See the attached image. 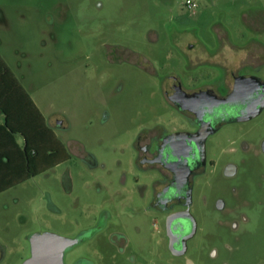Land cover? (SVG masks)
I'll return each mask as SVG.
<instances>
[{"label": "rangeland", "instance_id": "374dc122", "mask_svg": "<svg viewBox=\"0 0 264 264\" xmlns=\"http://www.w3.org/2000/svg\"><path fill=\"white\" fill-rule=\"evenodd\" d=\"M195 1L189 11L186 0H0V53L71 154L0 194V239L15 242L14 231L22 243L32 231L73 236L106 212L107 234H125L129 246L122 254L110 246L101 264H191L170 253L163 223L155 226L147 210L152 174L138 171L135 142L144 127L172 130L184 121L164 96L165 78L198 86L222 71L208 60L214 51H264V0ZM263 137L264 110L225 124L208 139L216 166L195 188L194 214L219 234L220 256L230 264L264 261V154L241 149L243 141L259 147ZM82 151L94 155L96 167ZM228 160L235 177L223 173ZM218 196L224 213L214 205ZM133 255L140 261L129 262ZM197 264L219 262L207 256Z\"/></svg>", "mask_w": 264, "mask_h": 264}, {"label": "flooded vegetation", "instance_id": "af4514ba", "mask_svg": "<svg viewBox=\"0 0 264 264\" xmlns=\"http://www.w3.org/2000/svg\"><path fill=\"white\" fill-rule=\"evenodd\" d=\"M188 48L192 56L197 55L193 53V43L190 42ZM225 53L223 50H216L211 54L216 55V59L209 57L208 60L220 65L222 71L218 77L206 76L209 79L207 83L198 86L191 84L187 87L176 75L165 78L164 96L169 106L184 121L172 130L162 124L144 127L135 142V164L138 171L152 174L147 210L154 213L155 226L160 228L161 222L163 223L170 253L174 256H188L191 264H197L198 260L207 256L217 260L219 264H230L220 256V248L215 241L219 234L202 227L194 214L195 188L205 186L201 183L202 176L217 163L208 156V139L225 124L252 120L264 110V75L259 74V70L264 66V51L250 50L244 57L237 54L228 57ZM198 57L204 60L202 53ZM243 67L250 68L251 72H240ZM256 111L258 114L254 115ZM61 128L64 126L61 125ZM259 144V147H254L256 145L243 141L241 149L249 153L255 148V155L264 154V137ZM80 154L82 160L91 168L97 166L94 155L85 151ZM237 170L233 160H228L223 165L225 177L237 176ZM139 180L135 178L137 183ZM214 205L221 208V213L228 209L219 196L214 199ZM183 213L185 215L169 221L173 215ZM106 216L105 212L93 226L84 228L73 236L32 231L24 238L26 242L22 243L21 234L11 232L15 242L6 243L0 239V264H101L106 256L104 251H108L110 246H116L121 254L126 252L129 246L125 234H107ZM223 222L227 224L228 221L221 220L220 223ZM169 226L174 235L175 249L181 250L185 245L184 253L178 255L171 251ZM237 228L236 224L230 227L232 230ZM47 234H52L55 238L49 241L37 240L38 235ZM101 234L103 236L99 239ZM61 237L68 239L69 243L61 244ZM100 240L102 242H99ZM108 242L109 245H106ZM222 243L229 245L226 241ZM115 258L113 254L111 259ZM128 260L139 262L140 257L133 255Z\"/></svg>", "mask_w": 264, "mask_h": 264}, {"label": "trees", "instance_id": "16d2710c", "mask_svg": "<svg viewBox=\"0 0 264 264\" xmlns=\"http://www.w3.org/2000/svg\"><path fill=\"white\" fill-rule=\"evenodd\" d=\"M0 194L69 160L71 154L0 53ZM23 136V145L16 140Z\"/></svg>", "mask_w": 264, "mask_h": 264}, {"label": "water", "instance_id": "95a60500", "mask_svg": "<svg viewBox=\"0 0 264 264\" xmlns=\"http://www.w3.org/2000/svg\"><path fill=\"white\" fill-rule=\"evenodd\" d=\"M256 114H258V111H256V112L254 113V115H256ZM59 123L61 124L62 122H59ZM180 215H185V213H183V214H175V215H173L172 217L169 218V221H170L172 218H174V217H178V216H180ZM168 234H169V236H170V245H169V247H170L171 251H172L174 254H178V255L184 253V252H185V245H184V247H183L181 250H177V249H175V247H174V235H173L172 232H171L170 226H169V229H168ZM52 238H55V236L52 235V234L38 235L37 240L39 241L40 239H46V241H49V240H51ZM59 242H60L61 244H63V245L69 243V242H68V239H66L65 237H61V238H59ZM59 257H60V255H59Z\"/></svg>", "mask_w": 264, "mask_h": 264}, {"label": "crops", "instance_id": "0c3cea01", "mask_svg": "<svg viewBox=\"0 0 264 264\" xmlns=\"http://www.w3.org/2000/svg\"><path fill=\"white\" fill-rule=\"evenodd\" d=\"M237 50H238V48L236 47V46H232L231 45V48H230V50H226L225 52L227 53V56L229 57V56H234V55H236L237 54ZM11 67V66H10ZM25 86V85H24ZM27 89V88H26ZM28 90V89H27ZM29 91V90H28ZM30 93V92H29ZM37 104V103H36ZM46 118V117H45ZM46 121H47V119H46ZM4 123V115L2 114V113H0V124H3ZM47 124L49 125V123L47 122ZM50 126V125H49ZM51 127V126H50ZM16 140L18 141V143L20 144V145H23V141H24V139H23V136L22 135H16Z\"/></svg>", "mask_w": 264, "mask_h": 264}, {"label": "built area", "instance_id": "2783aa9c", "mask_svg": "<svg viewBox=\"0 0 264 264\" xmlns=\"http://www.w3.org/2000/svg\"><path fill=\"white\" fill-rule=\"evenodd\" d=\"M185 4H186V7L189 11H194L198 6V4L195 0H186Z\"/></svg>", "mask_w": 264, "mask_h": 264}]
</instances>
